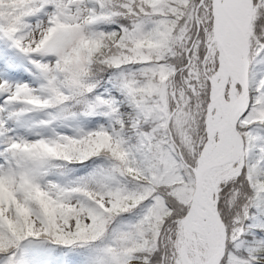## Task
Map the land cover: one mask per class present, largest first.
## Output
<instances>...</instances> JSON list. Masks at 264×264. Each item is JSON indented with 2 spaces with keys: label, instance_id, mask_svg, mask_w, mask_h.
<instances>
[{
  "label": "snow or ice",
  "instance_id": "6c2138e0",
  "mask_svg": "<svg viewBox=\"0 0 264 264\" xmlns=\"http://www.w3.org/2000/svg\"><path fill=\"white\" fill-rule=\"evenodd\" d=\"M0 264H264V0H0Z\"/></svg>",
  "mask_w": 264,
  "mask_h": 264
}]
</instances>
